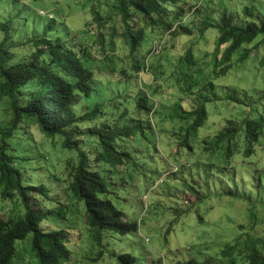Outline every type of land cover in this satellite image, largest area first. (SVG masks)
Returning a JSON list of instances; mask_svg holds the SVG:
<instances>
[{
  "label": "rangeland",
  "instance_id": "374dc122",
  "mask_svg": "<svg viewBox=\"0 0 264 264\" xmlns=\"http://www.w3.org/2000/svg\"><path fill=\"white\" fill-rule=\"evenodd\" d=\"M114 3L0 0V41L1 24L9 22L6 45L13 63L30 56L34 51L30 41L51 23L48 37L63 40L70 36L76 46L85 48V65L94 71V90L90 96L80 94L74 110L82 114L103 103L113 123L134 126L137 121L132 118L142 119L145 131L118 141L134 160L111 172L108 164L95 159L100 149L97 137L87 134L102 120L101 115L81 124L77 138L90 157L91 168L111 183L110 196L125 212L124 218L139 225L134 233L104 231L99 243L95 230L86 223L84 200L76 199L67 189L72 180L68 164L78 163L79 150L65 147L64 136H46L37 124L24 120L7 140L8 150L15 155L23 184L45 186L46 194H31L35 208L50 211L40 227L69 231L71 258L67 264H123L118 256L124 253L134 256L135 264H178L191 258L209 259L213 264H249L244 257L237 262L223 257L221 249L234 244L236 238L251 241L259 237L264 255V35L238 50L226 73L216 75L214 60L224 51L223 46L216 50L217 24L223 13H240L242 22V9L248 6L264 18V0H181L180 16L171 17L172 31L185 15L192 34L148 31L137 59L128 55L122 36L124 24L113 12ZM194 6L196 11L191 8ZM188 50H192L194 64L186 60ZM244 52H249L245 59ZM146 66L149 73L145 77L141 69ZM209 79L215 82L213 89L204 88ZM145 93L153 111L134 113V102ZM203 96L211 100L206 103L204 125L191 137L194 150L179 148L178 138L192 121L179 114L193 109ZM6 106L4 98L0 101V125L10 116ZM126 108L128 114L120 116ZM245 117L259 121L262 133L256 154L245 161L238 156L239 163L241 159L246 163L244 167L230 165L227 157L221 159L205 149L204 138H214L226 120L242 121ZM23 212L19 198L0 197L2 217L16 219ZM32 238L30 233L17 241L13 264L37 262Z\"/></svg>",
  "mask_w": 264,
  "mask_h": 264
},
{
  "label": "trees",
  "instance_id": "16d2710c",
  "mask_svg": "<svg viewBox=\"0 0 264 264\" xmlns=\"http://www.w3.org/2000/svg\"><path fill=\"white\" fill-rule=\"evenodd\" d=\"M115 0L113 12L120 17L124 24V44L128 48V55L136 58L144 42L147 32L164 30L174 35L180 30L192 34L190 26L185 24V15L180 17L179 24L174 28L171 17L180 16L181 0ZM173 5V6H171ZM177 5H180L177 7ZM196 11V7H191ZM240 13L228 14L224 12L217 24L219 37L217 51L223 46L222 56H215L216 75L226 73L232 68L233 55L243 46L252 43L258 36L264 35V18L257 16L253 8L244 6L242 9L243 20H239ZM136 18L139 20L136 21ZM95 24L98 20L93 15ZM10 23L1 24L3 39L0 41V101L7 98L6 114L10 116L0 127V197L3 199L19 198L23 205V214L16 219L4 218L0 215V264H13L17 252V241L25 239L33 233L32 248L37 262L34 264H67L71 258V250L67 246L69 231L58 228L45 231L39 223L50 213L49 210L35 208L32 205V193L46 194L45 186L25 185L22 174L15 166V155L8 150L7 140L13 136L19 125L24 120L37 124L40 131L46 136H64L63 145L79 150L77 164L69 162L72 177L67 189L78 200H84L86 205V223L95 230V238L101 243L104 231H113L120 234L137 232L139 225L135 221L126 220L125 212L112 200L111 183L98 170L91 168L90 157L81 148L78 140L81 124L87 120H94L101 115L99 124L88 129L87 134L97 137L99 152L95 159L108 164L111 172L117 171L121 166L134 160L133 155L120 148L118 141L144 133L142 119L134 126H121L112 122L110 113L103 110V103H96L90 110L78 114L74 106L80 94L90 96L94 90V71L86 67L88 60L85 48L76 46L68 36L66 39L48 37L52 31L48 23L41 36H35L30 41L34 51L29 57L20 62H12L8 53L7 41L9 40ZM203 31V30H201ZM115 49V44H111ZM249 52H244L245 59ZM192 50H188L186 60L194 64ZM137 59V58H136ZM138 67V66H137ZM149 67L141 69L145 77ZM133 77V74H130ZM192 77V75H190ZM205 89L215 87V82L209 79L204 82ZM191 85V82H190ZM146 93L136 99L132 110L134 113L153 111L151 100ZM211 100L203 96L202 100L190 110H183L179 114L182 119L192 118L186 124L182 137L178 138V146H186L194 150L191 137L197 135L198 130L204 125L208 110L206 103ZM126 108L120 116L128 114ZM139 115V114H138ZM0 125V126H1ZM262 133L261 123L250 117L242 121L228 119L224 127L214 138H204L205 149L220 155L221 159H228V164L239 163L238 156L246 158L257 153L259 138ZM243 160L238 164H243ZM246 164V163H245ZM227 165V164H224ZM229 165V166H230ZM227 168V167H225ZM230 195H234L230 191ZM262 238L256 237L251 241L235 239L234 244H227L221 249L222 256L227 259L247 260L249 264H264V255L260 247ZM103 252L101 251L100 255ZM118 259L123 264H135L136 258L128 253L120 254ZM178 264H213L209 259L199 261L195 258L179 262Z\"/></svg>",
  "mask_w": 264,
  "mask_h": 264
},
{
  "label": "built area",
  "instance_id": "2783aa9c",
  "mask_svg": "<svg viewBox=\"0 0 264 264\" xmlns=\"http://www.w3.org/2000/svg\"><path fill=\"white\" fill-rule=\"evenodd\" d=\"M142 75V74H141Z\"/></svg>",
  "mask_w": 264,
  "mask_h": 264
}]
</instances>
